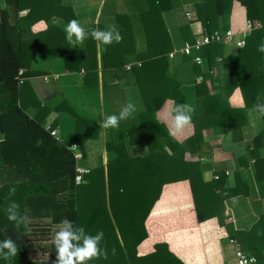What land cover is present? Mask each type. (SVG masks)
<instances>
[{
	"label": "trees",
	"instance_id": "obj_1",
	"mask_svg": "<svg viewBox=\"0 0 264 264\" xmlns=\"http://www.w3.org/2000/svg\"><path fill=\"white\" fill-rule=\"evenodd\" d=\"M235 1L245 8L250 25L257 23L259 26L252 28L237 54L227 59L226 66L232 77L224 95L222 90L210 94L206 80L211 81V75L203 74L202 81L196 85L198 101L192 115L193 133L178 141L157 117V112L172 99L177 89L173 81L169 89L166 81L156 78L160 71L164 73L165 55L171 50L161 19V12L168 9L170 3L168 0H148L149 9L140 15L147 49L138 54L141 67L136 81L146 110L127 119V124L110 128L112 138L108 148L116 150L117 156L105 167L84 174L82 183L77 185L74 182L77 175L75 154H82L84 138L77 134L78 146L72 150L42 126L45 115L52 109H59L55 105L61 102L55 98L43 105L42 116L37 113L29 116L22 101L28 89L25 79L29 77L32 57L63 55L66 69H70V54L63 51L70 50L66 34L51 26L43 33H33L32 26L39 21L48 22L52 17L68 23L75 19L74 13L70 7L62 5L61 0H0V240L11 237L18 245L17 255L7 261L0 258V264H53L56 256L53 236L65 218L76 222L87 233L95 235L103 231L101 248L106 250L107 258L101 256L89 264H182L163 243L155 244L154 251L145 256H138L136 248L147 237L144 222L159 199L162 187L184 180L190 186L197 220L203 222L215 217L220 223L223 221V198L216 188V184L221 183L219 177L212 183H204V165L186 161L185 153L200 150L204 129L233 125L239 112L224 102L234 88L240 89L246 109L254 108L258 102L264 103V53L257 50L264 42V0ZM232 2L205 0L196 6L197 20L205 34L219 30L218 16L222 17V30L228 29ZM116 19L123 40L105 45L106 53L102 57L105 67L109 58L120 57L134 49L128 47L129 40L132 41L130 17L117 14ZM98 29L102 30L101 27ZM221 50V43L203 46L200 54L209 70ZM95 66L94 63L93 68ZM80 69L91 68L82 63L77 68ZM74 115L77 126L85 124L83 118ZM261 118L264 122V116ZM125 131H129L131 143L148 145L149 153L145 157L127 156L122 140ZM262 143L264 129L254 139V149L257 151ZM263 165L264 160L259 159L256 166ZM13 187L16 193L9 198V190ZM9 199L19 203L21 212L30 218L26 227L17 229L7 219L5 209ZM259 223H263L262 219ZM36 254H44L47 259H28ZM255 258L257 264L262 256L256 254Z\"/></svg>",
	"mask_w": 264,
	"mask_h": 264
},
{
	"label": "crops",
	"instance_id": "obj_2",
	"mask_svg": "<svg viewBox=\"0 0 264 264\" xmlns=\"http://www.w3.org/2000/svg\"><path fill=\"white\" fill-rule=\"evenodd\" d=\"M204 1L168 0L170 7L161 12L171 50L165 55L167 66L164 73L160 71L156 78L166 81L169 89L172 81L177 86L172 99H168L157 112L158 120L168 131L171 114L177 105L186 103L196 107V85L202 81L203 74H210L211 81H215L213 84L206 80L210 94L215 90H222L225 94L228 80L232 77L226 61L239 50L235 42L244 41L252 28L257 26V23L250 25L245 8L233 0L227 29L234 32L233 41L222 44L221 55L216 57L209 70L200 54L203 47L199 51H191L190 55L182 53L184 44H193L204 34L196 16V6ZM61 3L72 9L75 19L88 31L98 27L102 30L118 29L117 14L128 15L131 19L132 41L129 40L128 47L133 46L134 49L120 57L115 55L109 58L107 67L103 66L102 61L106 53L105 45L91 38L83 43H69L70 50H63L70 54L68 66L71 70L66 69L63 55L50 58L34 56L30 60L29 77L25 79L28 89L22 97L26 113L29 116L35 113L42 116L45 111L43 105L58 98L61 103H56L55 107L59 109L50 110L42 119V126L54 131L53 137L67 147L78 146L77 134L79 138H84L82 157L76 159V168L87 174L95 168L105 167L117 156L116 150L108 148L112 138L111 129L100 127V122L106 116L118 114L128 101L136 106L130 118L146 110L136 81L138 68L141 67L138 54H143L147 49L140 15L149 9V2L61 0ZM1 5L4 6L3 2ZM222 23V17L218 16L219 32L223 31ZM66 25L63 19L52 17L48 22H37L31 30L33 33H43L51 26L66 34ZM196 56L201 57L202 65L194 62ZM82 63L91 69L77 70ZM224 103L239 112L233 119V125L204 129L200 150L185 153L186 161L204 165V183H212L219 177L221 183L216 184V188L223 198V221L220 223L215 217L203 222L197 220L188 181L166 184L144 222L147 237L136 248L138 256L152 253L155 244L163 243L182 264H238V250L248 257L261 255L262 259L257 264H264V165L256 166L259 159L264 160V143L257 151L254 149V139L264 129V122L253 108H245L238 87L227 95ZM74 114L83 118L85 124L77 126ZM127 123L123 120L120 124ZM192 133L191 124L178 136L170 135L183 141ZM122 140L129 158H143L149 153L146 143L130 142L129 131L122 134ZM261 219L263 223L260 224Z\"/></svg>",
	"mask_w": 264,
	"mask_h": 264
},
{
	"label": "clouds",
	"instance_id": "obj_3",
	"mask_svg": "<svg viewBox=\"0 0 264 264\" xmlns=\"http://www.w3.org/2000/svg\"><path fill=\"white\" fill-rule=\"evenodd\" d=\"M66 39L71 44L83 43L86 39L91 38L98 43L111 45L114 42L120 43L123 37L118 29L112 27L110 29L100 30L92 29L88 31L76 19L70 20L65 26ZM257 50L264 53V42L258 45ZM259 100V97H258ZM136 106L128 101L120 109L118 114L106 116L100 122V127L104 129L118 128L123 120L129 119L135 112ZM194 108L186 103L177 105L171 114L170 134L173 137L183 133L192 123V115ZM253 111L259 116H264V103L254 105ZM16 189L13 187L9 190V198L14 196ZM7 219L14 223L16 228L26 227L30 223V218L21 212L20 205L14 200L9 199V203L5 209ZM104 238L103 231L95 235L87 233L83 227L69 218L63 219L57 226V230L53 236V245L55 248V260L53 264H89L94 259L101 256L107 258V252L101 248V242ZM18 253V245L11 237L0 240V258L11 260Z\"/></svg>",
	"mask_w": 264,
	"mask_h": 264
},
{
	"label": "built area",
	"instance_id": "obj_4",
	"mask_svg": "<svg viewBox=\"0 0 264 264\" xmlns=\"http://www.w3.org/2000/svg\"><path fill=\"white\" fill-rule=\"evenodd\" d=\"M258 26L259 25L257 24V26H255V27H258ZM233 38H234V32H232L231 30L220 31V32L217 31L211 35L204 33V34H202V36L197 38L193 44H188V43L184 44L183 49H182V53L185 55H190L191 51H194V50L199 51L201 47L212 44V43L230 44V43H232ZM235 45L238 48H242L244 46L243 39L236 41ZM171 56L172 55H170V57ZM194 62L197 65H202L203 61H202L200 56H196L194 58ZM20 82H21V80H20ZM50 134L52 136H54L55 132L51 130ZM76 148H77V146H75V145L71 146L72 150H76ZM80 157H82L81 154L77 152L75 154V159L80 158ZM76 170H77V175L75 176L74 182H75V184L78 185V184L82 183V181H83L82 177L85 174V172L83 170H80L77 168H76ZM236 258L238 260V264H255L256 263V258L245 256L240 250H238L236 252Z\"/></svg>",
	"mask_w": 264,
	"mask_h": 264
},
{
	"label": "rangeland",
	"instance_id": "obj_5",
	"mask_svg": "<svg viewBox=\"0 0 264 264\" xmlns=\"http://www.w3.org/2000/svg\"><path fill=\"white\" fill-rule=\"evenodd\" d=\"M41 244H46V242H42ZM28 259L30 260H34V259H42V260H46L47 259V256H45L44 254H36V255H30L28 256Z\"/></svg>",
	"mask_w": 264,
	"mask_h": 264
}]
</instances>
